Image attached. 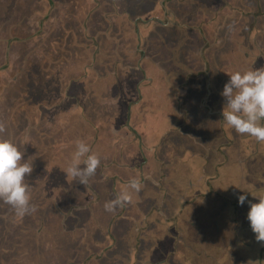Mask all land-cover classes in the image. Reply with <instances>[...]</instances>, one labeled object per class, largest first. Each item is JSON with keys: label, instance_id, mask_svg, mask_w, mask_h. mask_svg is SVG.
Returning a JSON list of instances; mask_svg holds the SVG:
<instances>
[{"label": "crops", "instance_id": "crops-1", "mask_svg": "<svg viewBox=\"0 0 264 264\" xmlns=\"http://www.w3.org/2000/svg\"><path fill=\"white\" fill-rule=\"evenodd\" d=\"M7 1L1 0L6 11ZM50 1L24 0L25 13L43 16ZM53 1L52 13L56 6H61L65 15L73 9L77 20L78 0ZM83 1L87 11L79 21L81 25L86 18L90 26L101 21L109 0H98L100 7L95 13L88 11L97 3ZM257 1L264 6V0ZM194 2L187 0L184 4L186 13L180 21L184 28L157 27L155 39L150 33L151 37L140 42L141 46L135 40L145 55L135 51L136 65L129 67L128 81L121 82V103L99 101L106 111L97 129L87 118H81L85 131L70 130L64 136L49 133L71 140L64 146L60 144L59 150L58 143L53 142L52 148L59 155L53 148L50 170L59 176H54L45 191L42 187L32 189V203L39 206L41 219L33 227L37 243L30 244L27 234L17 236L15 241L14 224L0 226V264H114V259L119 264H170V259L173 264H250L242 254L245 247L252 246L249 243H256L250 224L237 222L236 227L231 226L230 215L222 213L218 203L219 199L228 200L224 194L229 185L236 187L235 197L247 195L246 205L251 197L262 195L259 192L264 184V143L226 128L221 116L225 101L220 95L216 99L215 94L216 88L219 90L230 79L228 74L264 67V9L247 11L240 0H197L198 7L187 8ZM212 3V13L198 11ZM157 29L167 33L159 34ZM126 48L121 47L124 51ZM195 51L201 53L200 69L196 67ZM220 56L225 57L223 66L214 59ZM135 71L139 72V79ZM217 74L224 79L219 81ZM99 89L106 90L104 86ZM128 104L126 116L124 108ZM225 139H230L229 145ZM77 140L91 146L101 158V165L87 185L70 176L65 177L67 184L63 185L57 166L62 168L65 157L68 167ZM29 151L25 159L32 157L35 171V149ZM41 152L38 149L37 153ZM212 153L214 159L210 161ZM236 173L242 179L256 176V180L230 182ZM133 177L141 179V191L126 206L106 211L105 202L114 199ZM227 182L230 184L223 185ZM0 205L5 209L0 219L8 218L13 210L8 213L7 206ZM216 216L222 218L221 223ZM42 233L51 239L41 243ZM29 244L33 253L28 251ZM261 248L264 250V241ZM46 251L54 252L51 259L45 260ZM187 253L190 255L184 257Z\"/></svg>", "mask_w": 264, "mask_h": 264}, {"label": "rangeland", "instance_id": "rangeland-1", "mask_svg": "<svg viewBox=\"0 0 264 264\" xmlns=\"http://www.w3.org/2000/svg\"><path fill=\"white\" fill-rule=\"evenodd\" d=\"M20 1L22 0H17V5L19 6ZM135 1V0H133ZM196 1L194 4H190L189 7L187 8H192L195 9L196 6ZM234 1L237 0H231V2L234 3ZM3 3L4 0H3ZM78 5H79V10L77 11V20H74L73 15L75 14L74 10H68V15H66V21H73V23L78 27L77 32L78 36L77 37H68L69 40L65 41L62 38H60V34L62 31H59V26L58 23L55 20V13H52L50 15V20L53 21L49 23L48 21H42V25L39 29L37 26L34 24L32 29H28V31L22 32V29L18 26L17 28L13 29L12 31H9L12 35L18 36L20 38H24L23 42H17L19 44L17 50L15 51L14 54H16L15 57H11L12 60L16 59V71L13 76L14 78V84L12 86H5V83L7 80L5 79L6 76H0V88L2 91L5 88L10 87L7 90H4V92L1 91L0 93V126H2V129L10 133L13 131L18 137L17 139V144L22 145L20 143L21 138H22V130L25 129L26 126H30V129L32 130L31 135H34L33 132L35 131H40L45 135L46 138V150L45 153H32L33 158L37 161L36 166H35V171L34 174H32L29 178V182L33 184V187H41L45 186V189L47 190L46 186L47 184H50L53 182L55 179V174L52 173V170H50L52 167V162H53V142L56 141V149H58L59 145L64 146L68 144L67 142L71 140V138L68 137H62V138H51L50 134H52V131H57L59 133H63V136L66 135L64 133H67V131H73V130H81L85 131L86 127L82 126L80 123L81 118H87V121L89 120V123H92V126L94 129H97L99 125L102 124V119L103 115L106 111L105 107H102V99L108 97V98H114V95L120 94V91L118 89H114L111 87L108 91L99 89L97 86H89L88 92H87V98L91 96L90 98L92 99V104L89 106L85 100V90L87 88V85L85 84L86 81L89 80V78L95 79L94 73L90 72V77L89 75L84 78V69L86 68L87 65L91 64V59H92V49H88L86 47L87 45V40L85 37V25L82 26L81 23L79 22L81 18H85L86 15L84 13L87 11L85 10L86 4L83 0H78ZM135 4H131L130 7L127 9L129 13V18L130 19H136L137 16H142L144 19L146 18V15L144 14L147 10L145 8L140 9V7L136 6L135 2H132ZM240 3L244 6V8L247 11H259L260 9H264V6H260L259 2L257 0H240ZM214 3L212 4H206L201 10H198L199 12L205 11L206 13L210 14L212 11H214L213 7ZM17 6V7H18ZM83 8L82 10L80 9ZM3 7L5 9V5L2 4L0 0V12L1 8L3 10ZM26 8V4L24 2L21 3L20 8L22 9ZM198 7V5L196 6ZM137 8V9H136ZM148 8V7H146ZM213 8V9H212ZM23 10V9H22ZM46 13V12H45ZM58 14V12H57ZM86 14V13H85ZM32 14H26L23 15L29 16ZM1 16V15H0ZM35 18L41 17L39 13H36ZM236 18V16H233ZM264 18V15L262 16ZM39 18L38 20H41ZM127 20L125 18L122 21H118L119 25H121L122 29H126L129 27V22L132 20ZM18 21V20H17ZM17 21L15 23H17ZM37 21V20H36ZM254 21V18H253ZM5 24V21H0V24ZM39 23V21H38ZM1 26V25H0ZM64 26V24L62 25ZM19 28V29H18ZM101 26H99V29ZM128 29V28H127ZM123 31V30H122ZM169 32V30H167ZM129 32V31H128ZM167 32L166 30H162L161 34L165 35ZM32 34H35L36 36L34 37L31 36ZM8 35V34H7ZM26 37V38H25ZM61 41H59L60 39ZM122 45L127 46L125 50L123 51V54L125 56L120 58V61L123 60V63L120 64L118 70L116 72L120 73V79L121 82H126L128 73H129V67L135 66L136 63H133V57L134 53L133 52L136 49V43L135 39L129 36H124L122 37ZM131 40L129 41V39ZM198 40H201V36H198ZM129 41V42H128ZM146 47V46H145ZM140 48V47H139ZM99 49L103 51V53L111 54L110 51L112 47H108L106 44H101L99 46ZM148 50V49H147ZM5 45L0 44V66L5 65ZM19 51V54L21 57L18 60L17 52ZM127 54V56H126ZM13 55V54H12ZM112 58L110 57V60L104 59L105 63L103 64L102 60L99 57H102L101 55L98 56L96 60L94 61V69L102 73L105 70H114L115 65V56L113 54ZM198 55V61L196 60V67L200 69L202 67V63L200 60L201 53L200 51L197 52L195 51L194 58L196 57L197 59ZM29 56V57H28ZM221 57V56H220ZM29 60L28 63H25L22 61V59H27ZM225 57L221 58H214L215 60L217 59V64L222 65V60ZM195 62V61H194ZM193 62V64H194ZM147 65V63H145ZM20 67H22V70H20ZM27 67V68H26ZM35 67V68H33ZM133 70H135V67H132ZM29 69V71H27ZM20 70V71H19ZM217 73H219V69H217ZM220 73L222 71L220 70ZM99 74V73H98ZM136 78L140 77V74L138 71H135ZM219 75V81L221 79H224V76L222 74H217ZM216 75V77H217ZM12 76V77H13ZM99 76H102L99 74ZM84 79V80H83ZM139 79V78H138ZM10 80V77L8 81ZM128 81V80H127ZM73 84H76L74 86ZM12 88V90H10ZM223 85L219 88H216L217 93L216 99L219 97L220 93L223 91ZM123 91V90H122ZM30 93L29 101H25L26 96ZM219 92V93H218ZM183 95V93L181 94ZM222 98V96L220 95ZM24 99V100H23ZM81 99V103L84 106L81 109H76L75 104L78 102V100ZM99 101H101L99 105ZM30 102V103H29ZM43 102V103H42ZM45 104V105H43ZM86 104V106L84 105ZM88 105V106H87ZM77 106V105H76ZM83 115V117H82ZM202 115V114H201ZM202 118H205V120L208 119V116L206 114H203ZM222 116V115H221ZM93 122L91 121L92 118ZM2 130V131H3ZM35 130V131H33ZM50 133V134H49ZM55 133V132H54ZM49 136H48V135ZM57 135V134H56ZM60 135V136H61ZM72 135V134H71ZM83 135V133L81 134ZM198 139H202V137L198 136ZM226 145L230 144V139L224 140ZM26 145V143H23ZM31 147V146H29ZM60 148V147H59ZM32 149V147H31ZM55 149V148H54ZM55 149V150H56ZM23 151L24 149L21 148ZM59 150V149H58ZM65 151V150H63ZM27 152V151H26ZM57 155H59L58 151L56 150ZM207 153H203V155H206ZM210 155V154H209ZM26 156V155H25ZM38 159H40V164ZM210 161L214 159V154L212 153L210 155ZM66 158L63 157L62 160V168L59 167L60 164H58V168H60L61 171V179L60 183L63 185H66L67 182L65 180L66 175ZM51 162V163H50ZM45 167H44V166ZM57 169V168H55ZM38 171L40 173H38ZM58 172L56 173V175ZM59 176V175H57ZM240 174L236 173L234 175H231V181L234 179H237V182L240 184V182H245V180L249 181H255L256 176H252L249 178H240ZM261 182L264 183V176H262ZM32 179H37L36 181L32 182ZM38 179H42L43 181H40ZM63 179V180H62ZM45 181V182H44ZM230 182L224 183L223 185L230 184ZM34 184L36 186H34ZM41 184V186H40ZM46 184V185H45ZM39 185V186H37ZM226 193L224 194L227 196L228 200L225 199H219V207L220 211L222 213H226L230 215L229 221L230 225L236 227V223L239 222V224H250V222L247 219L248 212L250 211V204H244L241 206L238 201V197L236 196L237 189L236 187H232L229 185V187L225 186ZM260 196H254L250 198L251 203H258L259 200L258 198L264 197V184L263 187L260 189L259 192ZM5 206L6 208L11 209L8 207V205L4 204L3 202L0 203ZM39 206L37 207V211L35 213H31L26 215L23 218H17L12 212V217L11 215L8 218H2L0 219V226L4 225H12L14 224L15 228H17V235L14 232L15 236V241L16 237H24V235L29 236L31 241L29 242H35L37 243V238L35 234L37 233L33 230L34 226H38V223L40 222V214L38 209ZM1 211H5L1 210ZM39 211V212H38ZM216 221L222 222V218L216 216ZM219 225V224H218ZM40 228V227H39ZM38 228V229H39ZM29 230L31 234L27 232ZM35 233V234H34ZM38 237V235H37ZM239 237L241 235L239 234ZM51 239L47 236V234L42 233L39 237V241L43 243L45 239ZM255 239L256 243H249L254 247H245V249L242 250L243 255V260H248L250 264H264V250L261 248V241H257L256 239V234H253L252 239ZM207 240L209 238H206ZM49 241V240H48ZM154 240L152 241V244H154ZM29 250L32 247L29 244L28 245ZM145 247L143 245L142 249ZM148 247V245H147ZM204 248V247H203ZM149 252V249L147 253ZM43 254V253H41ZM60 254V252H59ZM207 255H210L208 252L206 253ZM54 255L53 251H46L44 254L45 260L51 259ZM61 255V254H60ZM190 253H187L184 255V257L189 256ZM56 258V257H55ZM244 261H239L238 263L235 264H243ZM170 264H173V261L170 259L169 260ZM110 264H113L110 262ZM114 264H119L117 260L114 259ZM174 264H176L174 262Z\"/></svg>", "mask_w": 264, "mask_h": 264}, {"label": "flooded vegetation", "instance_id": "flooded-vegetation-1", "mask_svg": "<svg viewBox=\"0 0 264 264\" xmlns=\"http://www.w3.org/2000/svg\"><path fill=\"white\" fill-rule=\"evenodd\" d=\"M22 1L24 2V0H22ZM22 1H20V4L18 6L17 0H8L6 2V4L8 3L7 11H6V7H5V9L3 7V10L1 8V12H0V15H1L0 21L6 22L5 24H2V23L0 24L1 25L0 26V44L2 43V45H5V48H6L5 65L0 66V76H6L5 79H3V80H7V82L5 83L6 87L12 86L14 84L15 76H13V75L16 71L15 70L16 69V63H15L16 59L12 60L11 57L16 56V54H14V53L18 48L17 44H19V43H17V42H23L24 41L23 40L24 38H20L18 36H14L11 34L13 32V29L17 28L16 26H18L20 28V30L22 29V32H24V31H28V29H32L34 24H35L40 31L39 27H41L42 21H43V23H44V21H48L49 23L53 22V21H49L50 20V14H52L54 7H55V2L53 0L49 2L50 7H48L46 13H45V11H43L44 14H43V16H41L42 17L41 20H38V18H35L34 14H36V13H30L32 15L23 17V15H26L29 13H25L26 9H24V7L22 8L23 10L20 8ZM92 1L94 3H97V5H95L88 12L95 13L96 11H98V8L100 7V3L98 2V0H92ZM135 1H136V4H138L136 6L140 7V9L145 8L147 10L144 13L145 15L147 14L146 18L144 19L142 16H137L136 19L129 22V27H127L128 29L127 28L122 29L121 25H119L118 21H122L125 18H127V14L129 15V13H126L125 9H128L130 7V5L133 4L132 2H135ZM135 1H133V0H109V1H107L108 4H106V7L104 8V13H103V17H102L101 21H94V23H92L91 26L88 24L87 18L85 21H83V23H84L83 26L85 25V37L87 40V44H86L87 46L86 47H88V49H92L91 64L87 65L86 68L84 69L83 77L86 78L90 74V72L94 73V75H95V77H94L95 79L89 78V80L85 82V84L87 85V88L85 90V96L83 98H84L86 103L88 102L87 104L91 105L93 102L92 99L90 98L91 96H89L87 98V92H88L89 86L90 87H92V86L93 87L94 86H97V87L104 86L107 91L111 87H113L114 89H118L120 92L122 91V83H121V79H120V73L116 72V71L118 70V68L120 67L119 65L121 64L120 58L123 57L122 53L124 50L121 49V47H123V45H122V42H123L122 37L123 36H124V38H125V36H130V37L134 36L133 38L135 40L137 39L138 40L137 43H139V46H141L140 42H143L144 39L148 36L151 37L150 33L154 34L153 39H155V35H157L155 30L157 27L165 28V29H167V26H175L178 28H184L183 24L180 21L183 20L182 15L184 14V16H185L186 12H184L185 11L184 4L187 0H135ZM124 5H126L127 8H125ZM60 7L61 6H59V7L56 6V10H55V17L56 18H55V20L58 23L59 31H62L60 34V38L67 41V40H69L68 39L69 36L70 37H77L78 36V32H77L78 27L73 23V21H66V19H67L66 15L60 11ZM146 7H148V8H146ZM30 11L33 12V9H30ZM5 12H7V16L4 17ZM57 12H58V14H57ZM88 16H90L89 13H88ZM16 21H17V23H15ZM38 21H39V23H38ZM63 24H64V26H62ZM99 26H101L100 29H99ZM9 31H12V32L10 33ZM161 31L162 30H158V33L161 34ZM33 35H34V37L36 36L35 34H32L31 36H33ZM59 41H61V39ZM101 44H103V45L106 44V45H108V47H112L110 53L115 56V61L113 64V65H115V68L112 71L111 70H105L102 73H100L99 71L94 69V61L98 58L99 55L102 56V57H99L101 60H104L105 58L110 60V57L112 58L111 54L103 53V51L99 49V46ZM135 51H139V53L143 56L145 55L144 52L138 46H136V49L133 52H135ZM18 54H19V51L17 52V55ZM20 57H21V55L19 54L17 56L18 60H20L19 59ZM22 61L25 63L29 62L28 58L22 59ZM96 61H98V60H96ZM150 61L152 62V64L157 69H159L158 68L159 66L155 63V61H153L152 59ZM33 68H35V67H33ZM20 70H22V67H20ZM27 71H29V69H27ZM98 73L102 76H99ZM9 77H10V80L8 81ZM89 77H90V75H89ZM1 81L2 80H0V82ZM73 85L76 86V84H73ZM9 88L10 87L5 88L4 90H7ZM12 88L13 87H11L10 90H12ZM4 90L2 91V89L0 88V93H1V91L4 92ZM29 97H30V93L28 92L25 101H29L30 100ZM119 99H120V94H117V95H114V98H112V99L106 97L102 100H103V102L107 101V103H111V102L121 103V101ZM81 102L82 101L80 99L75 104L76 109H81L84 107L82 105L83 103H81ZM43 105H45V104H43ZM84 105L86 106V104H84ZM129 106L130 105L128 104V105H126V108H124V112H125L126 116H128V114H129ZM33 131H35V130H33ZM31 132H32V130L30 129L29 125L26 126L25 129L22 130V135H21L22 138L20 141V143H22L21 148L25 149V151H27L26 155L28 154V152H30L29 149L31 147L34 148L35 151H38V149H41L42 153H45V150H46L45 135L43 133H41L40 131H35V132H33L34 135H31ZM52 132H53L52 135H55L58 133L57 131H52ZM0 136H2L4 138H10V139L14 140L16 143H18L17 139H16L18 136L15 133H13V131L10 133L8 132V130L7 131H5V130L0 131ZM51 138H55V137L51 136ZM23 143H26V145H24ZM29 146H31V147H29ZM38 173H40V172L38 171ZM54 174L56 175V173H54ZM29 178L30 177H27L28 180H29ZM36 180L37 179H32V182H34ZM38 180L43 181L42 179H38ZM34 186H36V185L34 184ZM37 186H39V185H37ZM40 186H41V184H40ZM41 187H42V190L45 191V188H44L45 186H41ZM8 207H10V206H8ZM1 210H4V209H2L0 207V213L4 212ZM10 211L12 212V209L7 208L6 212L10 213ZM10 215H12V213H10ZM30 244H33V243L31 242ZM30 250H32V249H30ZM30 253H31V251H30ZM31 264H35V263L33 262Z\"/></svg>", "mask_w": 264, "mask_h": 264}, {"label": "clouds", "instance_id": "clouds-1", "mask_svg": "<svg viewBox=\"0 0 264 264\" xmlns=\"http://www.w3.org/2000/svg\"><path fill=\"white\" fill-rule=\"evenodd\" d=\"M228 75L230 79L220 93L225 101L221 113L225 127L264 143V67L237 70ZM21 147L14 140L0 136V202L10 206L17 218L37 211L32 203L33 186L27 179L34 171V161L32 157L25 159L26 151ZM100 165L101 158L91 146L84 140H77L65 173L87 185ZM142 188L140 178H131L114 199L105 202V210L113 212L117 207L126 206ZM247 200V195L238 197L241 206ZM258 200V203L249 202L247 219L257 241H264V197Z\"/></svg>", "mask_w": 264, "mask_h": 264}]
</instances>
